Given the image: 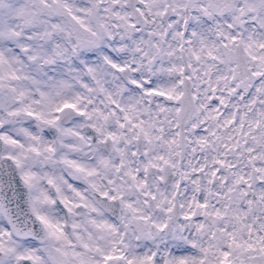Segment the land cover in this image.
Returning a JSON list of instances; mask_svg holds the SVG:
<instances>
[{
    "label": "clouds",
    "instance_id": "clouds-1",
    "mask_svg": "<svg viewBox=\"0 0 264 264\" xmlns=\"http://www.w3.org/2000/svg\"><path fill=\"white\" fill-rule=\"evenodd\" d=\"M0 264H264V0H0Z\"/></svg>",
    "mask_w": 264,
    "mask_h": 264
}]
</instances>
